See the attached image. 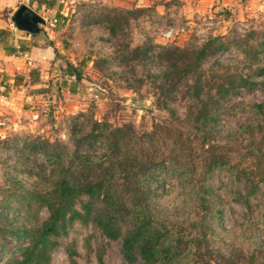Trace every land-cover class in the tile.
Returning a JSON list of instances; mask_svg holds the SVG:
<instances>
[{"label":"rangeland","instance_id":"1","mask_svg":"<svg viewBox=\"0 0 264 264\" xmlns=\"http://www.w3.org/2000/svg\"><path fill=\"white\" fill-rule=\"evenodd\" d=\"M4 3L5 19L20 4L49 16L64 8ZM66 15L31 42L61 52L45 67L36 61L27 88L23 76L5 88L38 96L0 127V264H13L29 241L10 231L48 216L36 203L26 207L30 196L48 192L67 167L77 180L110 182L116 205L144 206L193 240L198 264H264V160L253 152L264 148V0H76ZM171 26L185 30L168 41ZM210 37L226 48L186 71ZM69 64L80 78L66 79ZM205 108L216 121L198 131L194 115ZM114 136L119 145L103 160ZM212 159L217 166L208 169ZM111 205L96 202L92 215ZM119 221L122 233L130 228ZM58 241L44 264H142L127 261L121 238L107 239L90 221H74Z\"/></svg>","mask_w":264,"mask_h":264},{"label":"trees","instance_id":"2","mask_svg":"<svg viewBox=\"0 0 264 264\" xmlns=\"http://www.w3.org/2000/svg\"><path fill=\"white\" fill-rule=\"evenodd\" d=\"M30 2L32 3L33 0ZM37 3L38 6L45 5L47 8L54 6L52 0H37ZM59 15L61 14L58 12L56 16L59 17ZM9 34L8 29L0 28V43L5 42ZM217 40V37L208 38L196 51L193 60L187 65L186 71L193 65L201 64L207 56L214 55L226 48L225 44ZM32 44L35 45V43ZM17 50L18 54H22L27 50V47L20 44ZM9 51L14 50L12 48ZM261 72L264 74V68L261 69ZM63 74H67L71 78H80L81 76L79 67L73 64L67 65L66 69H63ZM226 90L224 88L219 89L220 92ZM261 107L262 105L256 106L258 112L261 111ZM194 116V126L198 131L209 129L216 121L215 115L207 112L206 108L205 110L200 109ZM94 139H96L95 135H89L88 141L90 143ZM119 142L116 140V136L110 140L109 148L106 149L103 160L108 159L113 151H116ZM32 144L34 148H42L44 151L47 149L48 154L52 150L47 143L34 141ZM253 152L257 155L256 158L264 160V148H255ZM56 160L52 162L60 164L59 160ZM209 165L208 169L213 168L214 165L217 166L216 159H212ZM82 166L87 165L83 162ZM67 168L68 170L64 171L62 175H58L48 192L45 194L35 193L30 196L28 203H26V207L31 206L33 208V203H36V208L45 207L48 210V216L43 223L35 228H16L10 231V235L14 238L29 240L27 245L20 248V258H16L13 264L47 263L50 259V251L59 243L58 237L66 234L74 221L92 222L101 235L107 239L117 240L121 238L124 258L131 263L140 260L142 264H198L196 258L197 244L193 240L184 238L180 231L156 220L151 216L149 209L144 206L135 203L129 206L116 205L115 194L110 182L99 180L91 183L77 180V176L72 173L70 167ZM91 168L92 166L89 169ZM143 168L146 176L153 174V169L149 171V167L144 166ZM187 189L190 190L189 187ZM205 192H207L206 189ZM81 196H86L88 201L83 202L81 210H79L76 207V202ZM96 202L114 205L107 206L106 213L95 216L92 215V205ZM202 202H204L203 199ZM120 219L125 223L128 222L127 224L130 226L123 233L119 224ZM74 253L71 251L70 255ZM72 264L77 263L72 260Z\"/></svg>","mask_w":264,"mask_h":264},{"label":"crops","instance_id":"3","mask_svg":"<svg viewBox=\"0 0 264 264\" xmlns=\"http://www.w3.org/2000/svg\"><path fill=\"white\" fill-rule=\"evenodd\" d=\"M52 1H54V6L55 5L61 6L57 2V0H52ZM4 2L5 0H0V28L8 29L10 31V34L7 37L5 42L0 43V115L9 114L11 116V120L15 124V121L13 120L14 114L11 110H14L15 112L21 111V105L28 102L29 100L36 98L38 96V92L24 93L25 89L20 90V89L15 88L14 90L12 89L9 94H7L8 92L5 91L6 90L5 88L7 86H13V85H10V82H13L17 76H19V78H21V76L24 77V83H25L24 87L27 88L29 86L28 82L30 79L31 72H37V73L39 72V70H37L39 68L37 67L38 65H36V61L38 62V64L42 65V67H45L46 62H44L43 60H45L46 57L51 56L50 54L57 55L61 51L55 48H52L51 46L53 45L52 42H49V46L47 48L32 46L31 42L36 37L32 38L28 33H26V35L24 36L20 35L19 32L21 31L18 29H15L11 25L10 23L11 17L7 19L3 17V13L1 10L2 9L4 10L5 8ZM32 3L36 5L38 4L37 0H33ZM42 6L45 7V5H42ZM137 6H140V5H137ZM141 6H146V5L143 4ZM50 9L45 7L43 11L50 12L51 11ZM58 12L60 14L62 13L61 7H59ZM10 16H11V13H10ZM50 16H53V15H50ZM49 36H51V34ZM20 44H23L25 45V47H27V50L24 51L22 54H18L19 52L17 50ZM56 46H58V44H56ZM12 48L14 51H9ZM53 71L55 72L56 68ZM55 75H57V73L51 74L52 77ZM4 76H10L9 80H7V83H5V80L3 81ZM40 77H41V80H43L46 76L40 75ZM40 82L41 81H39V83L35 86H45V85H40ZM17 85H18V82H16V86ZM73 88H74V84H69V89L74 90ZM39 92H42V91H39ZM1 96H3V98H1Z\"/></svg>","mask_w":264,"mask_h":264},{"label":"built area","instance_id":"4","mask_svg":"<svg viewBox=\"0 0 264 264\" xmlns=\"http://www.w3.org/2000/svg\"><path fill=\"white\" fill-rule=\"evenodd\" d=\"M29 0H24V2H28ZM57 2L62 6L64 7L63 10H62V15L63 17L65 18L67 15H66V10H67V7H73L76 0H57ZM41 16H43V18L45 19L46 23L45 25L43 26V29L44 31H47V30H54L58 23L60 22V18L55 15L53 16H49L47 15L46 13H41L40 14ZM185 28L184 27H168L164 32H163V37L170 41L171 39H173L176 35H178L179 33H182L184 32ZM66 79L69 81L70 79H72L70 76L66 75ZM103 91V89H100L99 92H95L92 94V96L94 98H98L100 92ZM1 98H3V96H1ZM33 116H37L36 113H33ZM11 116L9 114H2L0 115V127H3V126H6L8 125L10 122H11ZM22 142V141H21Z\"/></svg>","mask_w":264,"mask_h":264},{"label":"water","instance_id":"5","mask_svg":"<svg viewBox=\"0 0 264 264\" xmlns=\"http://www.w3.org/2000/svg\"><path fill=\"white\" fill-rule=\"evenodd\" d=\"M13 27L28 33L32 38L38 37L46 21L37 12L26 4L20 6L13 12L11 17Z\"/></svg>","mask_w":264,"mask_h":264}]
</instances>
